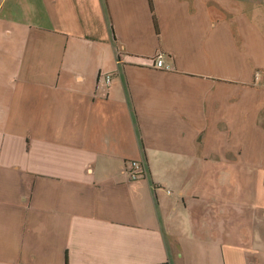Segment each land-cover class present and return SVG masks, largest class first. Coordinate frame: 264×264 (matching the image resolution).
I'll return each instance as SVG.
<instances>
[{
	"label": "crops",
	"instance_id": "obj_1",
	"mask_svg": "<svg viewBox=\"0 0 264 264\" xmlns=\"http://www.w3.org/2000/svg\"><path fill=\"white\" fill-rule=\"evenodd\" d=\"M162 263L264 264V0H0V264Z\"/></svg>",
	"mask_w": 264,
	"mask_h": 264
},
{
	"label": "built area",
	"instance_id": "obj_2",
	"mask_svg": "<svg viewBox=\"0 0 264 264\" xmlns=\"http://www.w3.org/2000/svg\"><path fill=\"white\" fill-rule=\"evenodd\" d=\"M153 66L156 69H163V70H169L172 71L174 70L173 65H169L165 62V60L163 59V57H157L154 61H153ZM102 78L106 81V85L109 86L110 84H112V75L111 74H106L103 73L101 74ZM125 172L128 176L129 180H134V181H138L141 180L143 178H146L148 176L147 174V170H146V166L143 163V161H135V160H131L128 162V165L126 166ZM163 264V263H162Z\"/></svg>",
	"mask_w": 264,
	"mask_h": 264
},
{
	"label": "bare ground",
	"instance_id": "obj_3",
	"mask_svg": "<svg viewBox=\"0 0 264 264\" xmlns=\"http://www.w3.org/2000/svg\"><path fill=\"white\" fill-rule=\"evenodd\" d=\"M258 80V79H257ZM259 81V80H258Z\"/></svg>",
	"mask_w": 264,
	"mask_h": 264
},
{
	"label": "rangeland",
	"instance_id": "obj_4",
	"mask_svg": "<svg viewBox=\"0 0 264 264\" xmlns=\"http://www.w3.org/2000/svg\"><path fill=\"white\" fill-rule=\"evenodd\" d=\"M161 70V69H160ZM163 70V69H162Z\"/></svg>",
	"mask_w": 264,
	"mask_h": 264
}]
</instances>
